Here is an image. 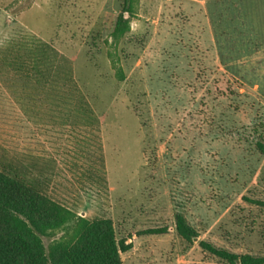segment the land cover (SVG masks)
<instances>
[{
    "label": "rangeland",
    "instance_id": "374dc122",
    "mask_svg": "<svg viewBox=\"0 0 264 264\" xmlns=\"http://www.w3.org/2000/svg\"><path fill=\"white\" fill-rule=\"evenodd\" d=\"M0 169L122 264L264 259V0H0Z\"/></svg>",
    "mask_w": 264,
    "mask_h": 264
},
{
    "label": "trees",
    "instance_id": "16d2710c",
    "mask_svg": "<svg viewBox=\"0 0 264 264\" xmlns=\"http://www.w3.org/2000/svg\"><path fill=\"white\" fill-rule=\"evenodd\" d=\"M123 6L129 10L128 2ZM122 13L117 24L124 27ZM60 229L69 231L70 239L45 250L43 238ZM175 230L188 243L198 237L181 215L175 216ZM200 245L228 264H264L263 258ZM130 248L124 239H116L110 219L89 222L77 217L43 197L27 180L0 169V264H122L120 253Z\"/></svg>",
    "mask_w": 264,
    "mask_h": 264
},
{
    "label": "crops",
    "instance_id": "0c3cea01",
    "mask_svg": "<svg viewBox=\"0 0 264 264\" xmlns=\"http://www.w3.org/2000/svg\"><path fill=\"white\" fill-rule=\"evenodd\" d=\"M125 243H126V241H125ZM128 245H130V244H128ZM131 249V248H130ZM125 253V252H124Z\"/></svg>",
    "mask_w": 264,
    "mask_h": 264
}]
</instances>
